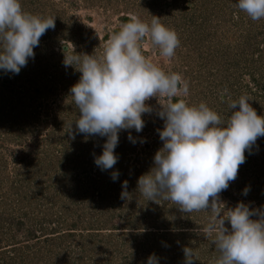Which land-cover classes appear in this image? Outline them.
Listing matches in <instances>:
<instances>
[{"label": "rangeland", "instance_id": "1", "mask_svg": "<svg viewBox=\"0 0 264 264\" xmlns=\"http://www.w3.org/2000/svg\"><path fill=\"white\" fill-rule=\"evenodd\" d=\"M20 2L25 12L55 18V28L41 37L34 59L18 75L0 72V264H147L152 254L159 264H185L186 246L196 254L194 264H216L220 253L213 237L202 234L211 209L183 213L174 202L148 201L137 190L138 178L150 171L163 145L158 129L164 121L156 112L167 100L146 101L153 112L144 114L145 127L140 133L121 131L118 163L101 171L94 155L102 153L106 137L73 139L69 133L72 121L76 132L80 115L70 89L81 73L65 67L64 60L85 54L99 59L126 18L136 15L150 23L155 15L177 33L180 46L170 59L150 39L140 47L166 73L188 82L189 94L181 99L206 103L226 121L229 103L247 96L264 116V19L253 21L237 7L238 0ZM245 154L236 180L219 194L221 209L239 202L264 208V137ZM112 171L120 173L115 182ZM124 181L129 197L122 199ZM70 226L77 230L66 237ZM57 227L62 230L45 235L55 238L50 242L28 235L31 229ZM26 243L32 247H23ZM13 247L23 248L16 259Z\"/></svg>", "mask_w": 264, "mask_h": 264}, {"label": "clouds", "instance_id": "2", "mask_svg": "<svg viewBox=\"0 0 264 264\" xmlns=\"http://www.w3.org/2000/svg\"><path fill=\"white\" fill-rule=\"evenodd\" d=\"M237 7L253 21L264 19V0H238ZM54 28L55 18L25 12L20 0H0V72L18 75L34 59L41 37ZM145 38L169 59L180 46L177 33L160 17L154 15L147 23L131 15L107 41L99 59L65 55V67L73 66L81 73L70 89L80 115L74 120L76 132L72 121L69 133L73 139L76 134L106 137L94 162L101 171L112 170L119 160L115 152L119 133L132 129L140 133L144 114L153 112L146 101L167 100L156 112L164 121L158 129L163 145L150 171L138 178L137 190L148 201L170 200L183 213L211 209L213 216L202 234L213 237L220 253L216 264H264V208L244 202L226 209L217 206L219 194L236 180L245 163L246 150L250 153L258 138L264 137V116L257 114L247 96L229 103L231 114L226 121L206 103L188 104L180 98L189 94L188 82L178 73H166L143 54L140 42ZM128 139L137 142L131 132ZM119 175L112 171V180ZM127 188L124 181L122 199L129 197ZM248 192L246 187L243 194ZM183 252L185 264H194L193 249L186 246ZM147 264H159L158 257L150 255Z\"/></svg>", "mask_w": 264, "mask_h": 264}, {"label": "trees", "instance_id": "3", "mask_svg": "<svg viewBox=\"0 0 264 264\" xmlns=\"http://www.w3.org/2000/svg\"><path fill=\"white\" fill-rule=\"evenodd\" d=\"M129 19L130 18H126L125 19V22H129ZM120 30L118 29V30H116V33H118ZM6 79V78H5ZM254 82H253V84H255V83H257L256 85H258L259 84V82H257L258 80H253ZM245 156H246V154H245ZM97 195H99V194H97ZM75 226H77V224H74V227ZM92 226V225H91ZM73 227V226H72ZM102 227L103 226H98V227H96V228H94V229H92V230H101L102 229ZM70 231L69 232H67V234H70V235H65L66 237H68V236H74V234H71V233H74V232H71V230H77V229H75V228H71V226H70V228H68ZM59 230H62V229H58V227L57 228H55V229H50V232H43V231H41V230H37V229H31V230H29V232H28V235H30L31 237H33V238H35V239H40L41 237H43V236H45L46 234H51L52 235V233H54V232H57V231H59ZM65 233V232H64ZM89 233H91V232H89ZM92 233H94L93 231H92ZM89 235H92V234H89ZM57 236V235H56ZM80 236V235H79ZM82 236V235H81ZM50 237H52V236H45L43 239H44V241L46 240V241H49V240H54L55 238H50ZM53 237H55V236H53ZM82 238V237H81ZM50 242V241H49ZM52 243V242H51ZM78 243V241H75V244H77ZM78 246V245H77ZM23 247H25L26 249L27 248H31L32 247V244H25ZM49 247H53V245H49ZM23 248H18V249H16V248H14L13 247V250H15V253L16 254H14V256L12 257L13 259H16L17 258V255L19 254V252L18 251H20L21 252V250H22ZM12 250V251H13ZM16 250H18L17 252H16ZM20 255H23L22 253H20Z\"/></svg>", "mask_w": 264, "mask_h": 264}]
</instances>
